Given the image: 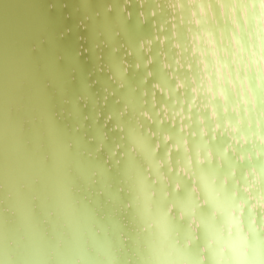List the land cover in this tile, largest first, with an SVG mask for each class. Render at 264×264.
<instances>
[{"label":"snow or ice","instance_id":"obj_1","mask_svg":"<svg viewBox=\"0 0 264 264\" xmlns=\"http://www.w3.org/2000/svg\"><path fill=\"white\" fill-rule=\"evenodd\" d=\"M136 4L137 20L144 23L139 0ZM176 4L184 5L169 13L176 23L166 21L167 30L157 25V36L162 33L168 41L178 29L180 48L179 61L173 50L168 69L160 65L166 78L172 73L161 88L179 101L187 87L184 106L164 112L152 104L134 111L126 101H115L121 106L115 114L104 112L102 123L99 101L115 93L105 87L95 99L98 81L92 77L101 69L89 68L92 57L86 53L92 49L81 45L74 58L84 81L74 97L62 87L65 107L46 109L38 135H26V121L20 126L12 181L0 184L5 193L0 264H135L141 258L144 264H264V71L259 67L264 65V0H200L192 4L194 11L187 0H173V9ZM131 6L132 0L119 5V16L128 22ZM183 11L191 14L185 18ZM106 12L109 18L117 15L113 5ZM157 14L144 13L148 20ZM201 28L211 36L210 44ZM158 43L156 36L145 41L148 52L130 67L147 68L151 45ZM158 60L157 53L152 63ZM217 63L221 73L228 68L223 88ZM120 71H127L123 61ZM189 71L196 77L195 95ZM202 75H210L212 86L201 111L196 104ZM70 79L75 83V74ZM149 95L151 89L144 93L145 105ZM190 110L195 116L185 132L179 118ZM56 112L63 120L55 119ZM189 119L184 115L183 123ZM193 137L200 140L199 151Z\"/></svg>","mask_w":264,"mask_h":264},{"label":"water","instance_id":"obj_2","mask_svg":"<svg viewBox=\"0 0 264 264\" xmlns=\"http://www.w3.org/2000/svg\"><path fill=\"white\" fill-rule=\"evenodd\" d=\"M194 2L199 3L200 0H187L188 8L192 11H194L192 9ZM122 3L123 0H0V169L13 164L17 145L13 142H19L21 124L27 122L26 127L29 130L26 133L27 136L38 135L43 130L40 121L46 109L51 105H55L57 109L65 107L62 103L64 98L62 87H68L70 89L68 95L74 97L82 86L84 76L80 64L74 58L75 52L80 50L81 45L83 48L92 49L91 52L86 53V56L92 57L88 60L89 68L98 66L101 69L92 77L93 80L98 81L94 89L95 99L99 100V97L104 94L102 90L105 87L109 89V92L115 93V96H109L106 102L99 101L98 110L101 112L102 123L104 112L110 111L115 114L116 109L121 106L115 101H126L134 111L142 106L149 108L152 104L157 106V111L164 112L173 109L179 111L184 106L183 97L187 87L180 91L179 101L176 93L170 92L167 87L161 88L162 83L171 79L172 73L169 71L166 78L160 65H163V69H168L173 50L177 53L175 57L177 61L180 59V48L177 43L178 29H172L171 41H168L162 33L157 36V25L163 24L167 30V22L176 23L169 13L174 15L181 11L184 5L176 4L173 9V0H147V2L139 0L140 20L144 21L141 23L137 20L139 9L136 0H132L131 22L119 16V5ZM108 5L115 7L117 15L113 18H109L106 12ZM153 5L156 7L153 8ZM161 8L164 10L160 11ZM149 10L158 11V14L148 20L144 13L147 14ZM97 12L101 14L100 17H97ZM190 14V11L182 12L185 18ZM220 14L223 16V8ZM193 20L195 22V17ZM204 23L205 26H209L207 21ZM201 33L205 43L210 44L211 36L204 32L203 28ZM186 35L190 42L195 40L199 43L192 33H186ZM153 36H156L159 43L151 45L153 51L148 55V67H130L134 63H140L142 52H148L144 43ZM248 40L251 41L252 37L249 36ZM223 42L225 45L228 44L227 37H224ZM257 43H260L259 39ZM211 47L215 45L211 44ZM198 51L195 47L192 48V52ZM157 53L160 60L152 63ZM199 55L202 58L204 53L200 52ZM223 56L227 58L228 52L224 51ZM96 57L99 59L97 60ZM243 58L248 59L247 52L244 53ZM186 59L191 60V54L186 55ZM232 59L237 58L232 57ZM121 61L127 69L123 74L120 71ZM197 63L202 62L198 60ZM235 67L239 69V62L235 64ZM259 67L264 71V65ZM73 69L76 70L75 73ZM214 70L219 73L218 85L223 88L225 85L223 73H227L228 68L224 66L221 73V66L217 63ZM146 71L155 75L145 78ZM73 74L76 76L75 83H72L70 79ZM188 78L192 81V94L195 95L196 77L189 71ZM201 79L204 81V88L201 89L196 107L202 111L201 101L204 95L209 94L212 81L210 75H202ZM115 80H120L124 86L118 87L113 82ZM49 83L51 87L46 86ZM180 85L181 82L177 80L178 89ZM149 89L154 95L146 97L148 104L145 105L144 93ZM219 95L223 101L224 94L219 93ZM209 111H212L211 105ZM184 115L190 117L187 124L183 123ZM54 116L57 121L63 120L60 112L54 113ZM193 116L195 112L191 110L181 115L179 119L183 131L186 132L188 126L193 124L191 119ZM192 141L197 146L196 151H199V138L193 137ZM0 184L4 182L0 181ZM4 196L5 193L0 192V199ZM161 250L162 253L166 252V246L161 244ZM135 264H144L143 258L135 261Z\"/></svg>","mask_w":264,"mask_h":264},{"label":"bare ground","instance_id":"obj_3","mask_svg":"<svg viewBox=\"0 0 264 264\" xmlns=\"http://www.w3.org/2000/svg\"><path fill=\"white\" fill-rule=\"evenodd\" d=\"M13 144H18V142L17 143L13 142ZM12 178H13V164L9 166H4L2 169H0V181H3L5 185L10 184Z\"/></svg>","mask_w":264,"mask_h":264}]
</instances>
